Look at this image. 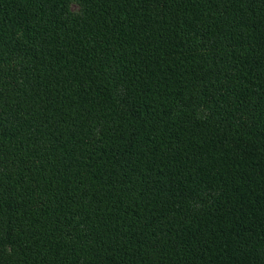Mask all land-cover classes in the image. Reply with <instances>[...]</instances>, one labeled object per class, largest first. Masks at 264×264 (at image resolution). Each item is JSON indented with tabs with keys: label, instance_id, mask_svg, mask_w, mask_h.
I'll return each instance as SVG.
<instances>
[{
	"label": "trees",
	"instance_id": "trees-1",
	"mask_svg": "<svg viewBox=\"0 0 264 264\" xmlns=\"http://www.w3.org/2000/svg\"><path fill=\"white\" fill-rule=\"evenodd\" d=\"M0 264H264V0H0Z\"/></svg>",
	"mask_w": 264,
	"mask_h": 264
},
{
	"label": "rangeland",
	"instance_id": "rangeland-1",
	"mask_svg": "<svg viewBox=\"0 0 264 264\" xmlns=\"http://www.w3.org/2000/svg\"><path fill=\"white\" fill-rule=\"evenodd\" d=\"M71 8H72L73 10H78V7H77L76 5H72Z\"/></svg>",
	"mask_w": 264,
	"mask_h": 264
}]
</instances>
